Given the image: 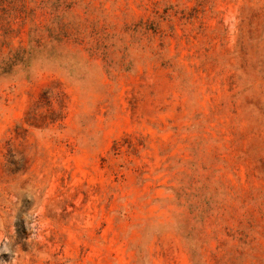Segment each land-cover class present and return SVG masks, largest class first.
I'll return each mask as SVG.
<instances>
[{
    "label": "rangeland",
    "instance_id": "374dc122",
    "mask_svg": "<svg viewBox=\"0 0 264 264\" xmlns=\"http://www.w3.org/2000/svg\"><path fill=\"white\" fill-rule=\"evenodd\" d=\"M0 264H264V0H0Z\"/></svg>",
    "mask_w": 264,
    "mask_h": 264
}]
</instances>
